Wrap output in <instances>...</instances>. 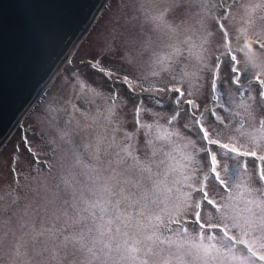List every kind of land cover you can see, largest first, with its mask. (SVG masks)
<instances>
[{
	"label": "snow or ice",
	"instance_id": "obj_1",
	"mask_svg": "<svg viewBox=\"0 0 264 264\" xmlns=\"http://www.w3.org/2000/svg\"><path fill=\"white\" fill-rule=\"evenodd\" d=\"M116 3L106 89L73 77L48 151L0 145V264H264V0Z\"/></svg>",
	"mask_w": 264,
	"mask_h": 264
},
{
	"label": "water",
	"instance_id": "obj_2",
	"mask_svg": "<svg viewBox=\"0 0 264 264\" xmlns=\"http://www.w3.org/2000/svg\"><path fill=\"white\" fill-rule=\"evenodd\" d=\"M107 1L0 0V145L70 63Z\"/></svg>",
	"mask_w": 264,
	"mask_h": 264
},
{
	"label": "rangeland",
	"instance_id": "obj_3",
	"mask_svg": "<svg viewBox=\"0 0 264 264\" xmlns=\"http://www.w3.org/2000/svg\"><path fill=\"white\" fill-rule=\"evenodd\" d=\"M126 2V0H121V3ZM102 11L103 13L99 15V19L92 26V30L88 32L84 40L79 44L75 49L74 53L70 59V66L65 67L59 75L56 77L57 80L53 86L46 92L45 96H41L40 102L34 109L31 114H27L20 123L17 130L14 132L7 146L4 148V156L12 151L13 147L20 142L21 136L27 133L28 138L32 141L33 147L38 151L44 152L48 151L46 145V140L52 137L54 126L59 125L63 126L64 122L68 119V114L72 112L71 106L68 103L72 99V88L71 82L73 77L79 73L83 78H86L92 86L106 89L107 85L103 78L95 73H88L87 70H82L83 65L82 61H88L93 56H105V46L111 41V36L113 34V29L116 27L117 19L119 16H122V12H118L116 0H110ZM121 23L123 20L120 21ZM187 55V53H185ZM148 61L149 55L147 53L141 58V67L143 71H148ZM108 63L116 68H121V61L118 57H110ZM187 62L181 60L179 62V68L185 66ZM75 70V71H74ZM174 98V96H173ZM166 103L163 106L155 107L149 104L146 101V106L152 107L153 111L159 112L162 116L161 123H164L168 116L171 115V102L167 96L164 97ZM78 105L81 107V110H86L89 105L85 102L84 99L77 101ZM98 103H103V101H98ZM134 106V101H130L127 107L124 109V112L127 113L126 118L131 119V109ZM203 107V105H202ZM54 109H60L59 112L53 111ZM63 109H67L65 112ZM94 110V106H93ZM145 119L150 120L151 117L146 116ZM187 119L186 115H182L179 125L182 126L185 120ZM131 129V125H128ZM141 143H143V137H141ZM168 147V146H166ZM168 150H172L170 147ZM179 156V153H174ZM51 158V156H49ZM27 157L22 158L20 166L24 169V173L27 174L28 168L25 164ZM43 159V157H42ZM0 167H3V161H0ZM0 176L4 180L8 179L7 168L4 167ZM6 190V185H5Z\"/></svg>",
	"mask_w": 264,
	"mask_h": 264
},
{
	"label": "bare ground",
	"instance_id": "obj_4",
	"mask_svg": "<svg viewBox=\"0 0 264 264\" xmlns=\"http://www.w3.org/2000/svg\"><path fill=\"white\" fill-rule=\"evenodd\" d=\"M109 2H110V0H109ZM109 2H108V3H109ZM106 7H107V6H106ZM106 7H105V8H106ZM102 13H103V11H102ZM102 13H101V14H102ZM100 16H101V15H100ZM99 18H100V17H99ZM99 18H98V19H99ZM97 21H98V20H97ZM92 29H93V28H92ZM92 29H91V30H92ZM91 30H90V31H91ZM90 31H89V32H90ZM88 34H89V33H88ZM67 66H68V63H66V64L62 67L61 70H63V69H64L65 67H67ZM57 78H58V77H57ZM57 78L52 82V84H51L50 87L47 89V91L53 86V84L55 83V81L57 80ZM47 91H46V92H47ZM46 92L44 93L43 96H45ZM43 96H42V97H43ZM42 97H41V98H42ZM40 100H41V99H40ZM40 100L35 104V106H34V107L32 108V110L28 113V115L31 114V113L34 111V109L36 108V106L38 105V103L40 102ZM25 118H26V117H25ZM13 134H14V133H13ZM9 140H10V139H9ZM8 142H9V141H8ZM7 144H8V143H7ZM7 144L4 146V148L7 146ZM4 148H3V150H4Z\"/></svg>",
	"mask_w": 264,
	"mask_h": 264
}]
</instances>
